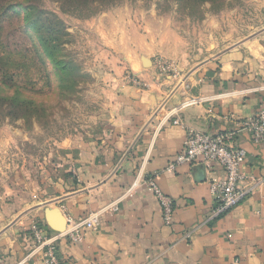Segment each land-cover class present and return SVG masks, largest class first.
<instances>
[{"label":"crops","instance_id":"0c3cea01","mask_svg":"<svg viewBox=\"0 0 264 264\" xmlns=\"http://www.w3.org/2000/svg\"><path fill=\"white\" fill-rule=\"evenodd\" d=\"M106 15L118 26L126 19L117 12ZM124 27L114 40L104 39L107 51L119 55V69L127 68L145 85L117 76L100 123L55 148L52 167L45 163L37 181L22 179L19 189L0 194V264H43L28 229L38 220L49 234L57 232L47 225L46 208L62 214L63 231L100 212L99 225L83 229L80 240H57V255L74 264H264V181L212 217L209 181L223 176L221 167L181 164L167 170L187 128L216 134L264 108V25L192 64L181 47L165 50L161 40L147 44L146 37ZM212 33L214 41L221 36ZM157 50L175 64L177 75L159 74ZM143 56L151 62L148 68ZM192 97L197 103L171 115ZM176 117L181 125L173 123ZM234 141L246 151L245 180L264 179V144L253 143L245 131ZM148 178L173 200L171 225L144 184Z\"/></svg>","mask_w":264,"mask_h":264},{"label":"rangeland","instance_id":"374dc122","mask_svg":"<svg viewBox=\"0 0 264 264\" xmlns=\"http://www.w3.org/2000/svg\"><path fill=\"white\" fill-rule=\"evenodd\" d=\"M84 2L0 0L1 195L19 189L22 179L37 181L46 164L52 167L55 148L100 123L117 76L132 83L104 41L125 24L147 44L181 47L190 64L264 25V4L256 0ZM114 12L126 17L120 26L105 16ZM213 31L222 39L214 41ZM159 57L166 59L164 51L153 61Z\"/></svg>","mask_w":264,"mask_h":264},{"label":"built area","instance_id":"2783aa9c","mask_svg":"<svg viewBox=\"0 0 264 264\" xmlns=\"http://www.w3.org/2000/svg\"><path fill=\"white\" fill-rule=\"evenodd\" d=\"M155 65L161 75L167 73L177 75L175 64L163 57L156 58ZM131 78L134 85H145L135 76ZM198 100L195 97L188 99V101L174 108L171 115H176L179 109L197 103ZM173 123L181 125L178 117L173 120ZM242 131L249 134L253 143L264 144V108L253 117L238 121L234 129L216 134L187 128L181 151L167 166L168 171H173L176 166L181 164L202 165L209 169L213 163H217L221 167L223 176L209 181L210 192L215 202L211 213L212 217H217L239 204L245 196L258 189L264 181V179L254 178L246 181L241 171L246 151L235 144L234 136ZM144 184L157 199L164 223L171 225L174 215L173 200L157 186L152 178L146 179ZM106 208L112 210L116 207L109 205ZM99 217V211L91 212L81 221H73L67 231L56 232L55 234H49L40 221H32L28 230L33 240L34 250L40 253L43 264H74L72 261L62 259L57 255V240L62 237H68L70 241L80 240L83 229H90L99 225ZM187 236H189L188 233L185 234V237Z\"/></svg>","mask_w":264,"mask_h":264},{"label":"water","instance_id":"95a60500","mask_svg":"<svg viewBox=\"0 0 264 264\" xmlns=\"http://www.w3.org/2000/svg\"><path fill=\"white\" fill-rule=\"evenodd\" d=\"M142 65L143 67H149L151 66V62L149 59H147L146 57H142ZM44 216H45V220L47 222V225L57 231V232H61L64 230L65 225H66V221L64 219V217L62 216V214L57 210V209H53V208H46L44 210Z\"/></svg>","mask_w":264,"mask_h":264},{"label":"trees","instance_id":"16d2710c","mask_svg":"<svg viewBox=\"0 0 264 264\" xmlns=\"http://www.w3.org/2000/svg\"><path fill=\"white\" fill-rule=\"evenodd\" d=\"M66 1L68 2V3H70V4H78L79 3V0H63V2H65L66 3ZM97 2V3H103V2H114V1H116V0H85V4H88V2ZM203 1H205V0H203ZM67 3V4H68ZM59 24L61 25V23L59 22ZM40 31V29L39 30H37L36 32H39ZM39 38H41V37H39ZM49 58H51L52 60L54 59V57L52 56V54L50 53L49 54Z\"/></svg>","mask_w":264,"mask_h":264}]
</instances>
